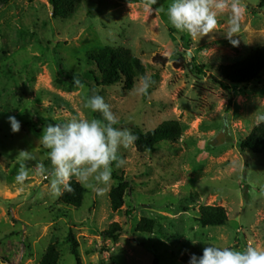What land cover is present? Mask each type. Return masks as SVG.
Listing matches in <instances>:
<instances>
[{"label": "rangeland", "instance_id": "374dc122", "mask_svg": "<svg viewBox=\"0 0 264 264\" xmlns=\"http://www.w3.org/2000/svg\"><path fill=\"white\" fill-rule=\"evenodd\" d=\"M0 0V264H39L54 246L58 264H183V257L203 255L208 244L243 250L264 249V151L252 154L240 145L264 115V72L247 85L223 87L218 67L233 64L264 46L262 0H241V30L225 36L229 11L218 15L217 28L193 38L168 22L172 0H81L73 15L54 17L49 0ZM125 49L152 78L139 94V78L95 89L61 82L59 64L82 75L90 51ZM203 68L198 74L193 66ZM93 92L103 96L119 123L146 134L176 121V142L155 152L134 144L120 148L122 166L113 163L112 181L97 194L86 190L81 207L54 198L50 178L34 174L26 186L15 184L19 154L31 152L51 167L40 136L48 123L78 117L100 118L84 104ZM8 116L21 123L11 131ZM222 143L218 145L217 138ZM47 162V164H46ZM121 179V181H119ZM122 186V205L111 208L110 192ZM223 208V227L202 228L197 210ZM122 229L116 242L103 236L110 224ZM78 244L72 255L67 237Z\"/></svg>", "mask_w": 264, "mask_h": 264}, {"label": "clouds", "instance_id": "9594fccd", "mask_svg": "<svg viewBox=\"0 0 264 264\" xmlns=\"http://www.w3.org/2000/svg\"><path fill=\"white\" fill-rule=\"evenodd\" d=\"M157 0H146L145 6L149 12L165 11L163 8L154 9ZM229 11L226 38L233 46L237 41L232 38L241 30L240 20L244 13L241 0H172L166 10L170 25L178 32H185L191 37H204L213 33L217 28L218 15ZM152 80L144 74L139 77V87L136 91L143 95L152 87ZM74 85L84 88L80 80ZM86 109L99 113L100 118L80 119L72 117L69 120L48 123L40 136V143L47 149V157L51 167L38 163L33 172L29 161L36 160L31 152L23 151L19 157L24 162L19 164L14 182L26 186L34 174L50 178L51 194L58 198L64 192H73L72 179L76 178L84 186L97 194H102L104 188L112 181L113 163L122 166L124 160L119 157L120 148L127 149L134 145L138 137L129 128L115 127L119 123L111 106L103 96L96 92L87 98ZM264 121V115L259 117ZM8 123L13 133H18L21 123L15 116H8ZM203 249V255L193 254L189 264H264V249L253 245L243 250L230 247H219L208 244Z\"/></svg>", "mask_w": 264, "mask_h": 264}, {"label": "trees", "instance_id": "16d2710c", "mask_svg": "<svg viewBox=\"0 0 264 264\" xmlns=\"http://www.w3.org/2000/svg\"><path fill=\"white\" fill-rule=\"evenodd\" d=\"M3 0L2 2H6ZM81 0H49L53 8L54 17L66 19L73 15L74 10L79 6ZM264 6V0L261 5ZM85 63L89 67L82 75H70L64 67L59 64L57 78L61 82L74 83L75 80H83L91 84L95 89L103 87H113L123 84L127 89L133 85V81L146 73L143 63L132 56L130 51L125 49H107L105 51H90L85 54ZM192 66L198 74H203V68L195 64ZM219 74L223 80L222 86L228 88L230 85H247L256 80L264 72V46L256 48L246 58L229 65L218 67ZM152 80V78H151ZM138 137L134 143L142 151L155 152L160 149V145L175 143L181 127L176 121H168L158 126L154 131L142 133L138 128H134ZM241 151H249L252 154H259L264 151V121L256 125L240 145ZM47 164V162H46ZM121 181V179H119ZM73 192H64L60 198V203L64 206L78 209L81 207L83 196L86 190L72 180ZM122 186L114 188L110 192L111 208L118 211L122 205ZM197 221L202 228L223 227L228 222V217L223 208L214 206H202L197 210ZM122 229L118 223L109 225L103 236L116 242ZM67 242L72 248V255L78 257V244L70 234ZM59 253L54 246H51L42 257L39 264H58ZM187 257H183V264H189ZM153 264H157L156 259Z\"/></svg>", "mask_w": 264, "mask_h": 264}, {"label": "water", "instance_id": "95a60500", "mask_svg": "<svg viewBox=\"0 0 264 264\" xmlns=\"http://www.w3.org/2000/svg\"><path fill=\"white\" fill-rule=\"evenodd\" d=\"M217 141H218V145L221 144V143H222V139H221V137H218V138H217Z\"/></svg>", "mask_w": 264, "mask_h": 264}]
</instances>
